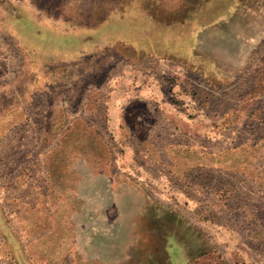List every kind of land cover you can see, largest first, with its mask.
<instances>
[{
	"label": "rangeland",
	"instance_id": "1",
	"mask_svg": "<svg viewBox=\"0 0 264 264\" xmlns=\"http://www.w3.org/2000/svg\"><path fill=\"white\" fill-rule=\"evenodd\" d=\"M0 26V264H264V0H0Z\"/></svg>",
	"mask_w": 264,
	"mask_h": 264
},
{
	"label": "crops",
	"instance_id": "2",
	"mask_svg": "<svg viewBox=\"0 0 264 264\" xmlns=\"http://www.w3.org/2000/svg\"><path fill=\"white\" fill-rule=\"evenodd\" d=\"M3 10H1V12H2ZM8 17V16H7ZM6 17V18H7ZM0 30L1 31H3V32H5L6 33V31H7V29H3V27L2 26H0ZM11 41L14 43V41L11 39ZM8 43V42H7ZM16 44V43H15ZM7 47V46H6ZM201 61H203L204 62V60H205V57H201L200 56V58H199ZM3 60H5L4 59V56H3V53H2V47H1V45H0V70L2 71V67H4L6 64H7V62L6 61H3ZM200 60H197L196 61V63L199 65V66H201V65H203V62H201ZM4 62H6V64H4ZM9 62H12V59L9 61ZM12 64V63H11ZM14 75V74H13ZM16 76L17 75H15V77H10V80L12 81V79H15L16 78ZM0 79H1V74H0ZM1 81V80H0ZM0 83H2V82H0ZM0 91H2V87H1V84H0ZM142 93H144V95H145V97H147L148 96V94H149V92L147 93V91H143ZM149 97V96H148ZM15 108H17V106L16 105H10V108L7 110V109H5V110H3V111H8V112H11V111H13ZM115 109V108H114ZM2 110V109H1ZM113 111H115V110H113ZM7 122H9L10 121V123L8 124L9 126L10 125H12V120H11V118L10 117H7L6 119H5ZM12 122V123H11ZM7 125V126H8ZM88 169H90L89 170V172H91V176H92V178H95V173H93L92 172V170H94L95 168L94 167H89ZM94 175V176H93ZM63 197V196H62ZM65 202H66V199H64V197L62 198V200H59V203L61 204H65ZM31 218L32 217H35V215H29ZM17 217V216H16ZM114 239H112V241H113ZM56 247H58V248H60V243H57L56 245H55ZM53 254V253H52ZM111 254V253H110Z\"/></svg>",
	"mask_w": 264,
	"mask_h": 264
}]
</instances>
